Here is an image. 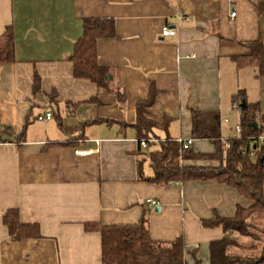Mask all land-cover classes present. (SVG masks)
Here are the masks:
<instances>
[{"label": "crops", "instance_id": "0c3cea01", "mask_svg": "<svg viewBox=\"0 0 264 264\" xmlns=\"http://www.w3.org/2000/svg\"><path fill=\"white\" fill-rule=\"evenodd\" d=\"M87 18L115 21L114 37L99 40L96 53L112 86L125 92L121 106L106 89L72 77L69 58ZM163 26L176 35L162 37ZM8 27L15 62L0 64V264H102L100 234L85 225H134L142 216L153 242L182 238L186 264H209V244L232 233L202 221L230 218L251 202L214 181L160 186L139 177L152 176L149 157L158 140L191 139L194 153L214 152L208 141L192 139L191 109L218 112L226 141V100L250 87L264 93V77L233 60L249 54L243 46L249 42L264 50V0H0V37ZM231 76L238 84L226 89ZM151 86L157 94L145 118L158 127L150 154L138 145L133 125L135 106ZM47 110L52 119L38 122ZM59 120L65 128L104 122L67 135ZM87 150L93 153L76 154ZM9 209L18 210L21 223L38 225L41 238L11 241L2 224Z\"/></svg>", "mask_w": 264, "mask_h": 264}, {"label": "trees", "instance_id": "16d2710c", "mask_svg": "<svg viewBox=\"0 0 264 264\" xmlns=\"http://www.w3.org/2000/svg\"><path fill=\"white\" fill-rule=\"evenodd\" d=\"M115 35V21L109 18H87L82 20V36L75 42L73 53L69 58L72 77L76 80H87L97 88L106 89L112 93L119 106L125 103V92L111 84L110 70L98 65L96 45L99 40L111 39ZM249 54L240 58H233L238 68L254 67L257 77H264V50L259 41L243 44ZM15 62L14 38L11 27L6 28L0 37V64ZM39 91V78L34 77L33 93ZM235 98H242L239 92ZM157 92L154 87L149 89L148 97L135 106L136 121L133 128L137 133L138 145L141 140L148 141L149 145L157 141L153 129L158 127L145 118V113L153 103ZM94 100H89V102ZM87 103V102H83ZM83 103L71 104L77 107ZM246 104V103H245ZM247 110L240 112L241 138H232L223 141L220 135L221 118L218 112H200L191 109V137L193 140L208 141L213 147L211 154L194 153L190 148L183 150L176 140L166 138L158 140V150L150 157L151 177H144L140 173V180L151 184L167 186L187 182L214 181L233 189L241 197L248 199V207L237 206L234 215L230 218L214 214L210 220H203L205 228H221L224 233L237 234L240 238L249 239L251 244L246 246L237 239L223 237L209 244V264H264V229H257L250 224L255 216H264V145L258 143L264 127L254 129L249 126L256 123L257 110L246 104ZM240 108V107H239ZM264 124V116H260ZM104 120L84 122L75 128L63 127L61 121L58 128L67 135L82 133L88 124L103 123ZM165 123V122H164ZM3 134L12 136V131L3 128ZM16 143L21 138H15ZM68 144V143H67ZM69 144H72L70 141ZM227 144V146H225ZM244 151V154H242ZM252 152V156H249ZM182 161L217 162L216 166H181ZM2 224L7 230L8 237L13 242L27 239H39L40 230L36 224L20 222L19 212L16 209L7 210L2 216ZM88 232L100 234L101 263L102 264H186L184 261V241L178 238L172 243H156L150 239L147 219L142 216L134 225L101 226L86 224ZM258 231V236L255 232ZM261 243L259 256L247 257L232 255V250L249 252L256 250V243ZM194 264H200L196 261Z\"/></svg>", "mask_w": 264, "mask_h": 264}, {"label": "rangeland", "instance_id": "374dc122", "mask_svg": "<svg viewBox=\"0 0 264 264\" xmlns=\"http://www.w3.org/2000/svg\"><path fill=\"white\" fill-rule=\"evenodd\" d=\"M236 84H238V82L236 83V78L235 77H230L229 79V83L226 82V89H230V87H234ZM264 86V83H263ZM254 88L250 87L248 89V92L245 94V92L243 93V99L242 98H235L236 101L232 100H226V111L224 114L225 118L224 120H228V124H225L226 126V132L224 133L225 138L227 137H232L235 136L233 130L235 129V127L237 125H239L240 123V104L244 101L249 107H250V112L253 111V108L257 109V115L261 116L259 113L264 114V93H261L260 90L257 89L256 92H254L253 90ZM244 89H241V91H243ZM236 91H240V90H236ZM226 92V91H225ZM227 93H224V96ZM238 92H235V96H237ZM225 99V97H223ZM232 102V103H231ZM253 105V107H252ZM232 106V107H231ZM233 106H235L236 108H234ZM65 110V108H64ZM223 120V121H224ZM229 138V139H230ZM234 138V137H232ZM250 224H252L253 226H255L257 229H264V216H259V215H255L250 219ZM255 234L258 235V231L255 232ZM260 236V235H258ZM261 237V236H260ZM232 238L237 239L240 243H244L246 246L251 244V241L249 239H244V238H240L237 234H232ZM262 238V237H261ZM263 240V238L261 239ZM256 245L258 246L256 250H251L249 252H244L242 250H232L231 254L232 255H239V256H247V257H257L259 256V249L262 246V242L261 243H256Z\"/></svg>", "mask_w": 264, "mask_h": 264}, {"label": "built area", "instance_id": "2783aa9c", "mask_svg": "<svg viewBox=\"0 0 264 264\" xmlns=\"http://www.w3.org/2000/svg\"><path fill=\"white\" fill-rule=\"evenodd\" d=\"M235 16V13L231 14V17L233 18ZM160 34L162 37H174L176 35V31L174 29H171L169 26H163L161 28ZM234 108H236L235 106H233ZM52 119V112L50 110H47L44 112L43 115H40L36 118V120L38 122H48ZM225 123H227V120H224ZM234 134H235V138L239 139L241 138V128H240V124L237 125L234 129ZM177 142L180 144V146L182 147L183 150H186L188 148H190V146L192 145V140H177ZM258 143L260 145H264V136H259L258 138ZM139 146L143 149L146 150L147 153H150L152 151V148H150L149 142L148 141H144L141 140L139 143ZM225 146H227V144H225ZM151 151H150V150ZM93 153L92 150H87V151H77L76 154H84V155H89ZM151 154V153H150ZM242 154H244V151H242ZM249 156H252V152H249ZM147 204H150L153 207H157L158 206V202L154 201V200H147L146 201Z\"/></svg>", "mask_w": 264, "mask_h": 264}, {"label": "water", "instance_id": "95a60500", "mask_svg": "<svg viewBox=\"0 0 264 264\" xmlns=\"http://www.w3.org/2000/svg\"><path fill=\"white\" fill-rule=\"evenodd\" d=\"M240 110H241L242 112H244V111L247 110V107H246V104H245L244 101L240 104ZM249 126L252 127V128H254V129H257V128H258V126H257L256 123H251V124H249ZM263 163H264V159L262 158V159L260 160L259 165L262 166ZM155 211L158 212L159 210L156 209Z\"/></svg>", "mask_w": 264, "mask_h": 264}]
</instances>
